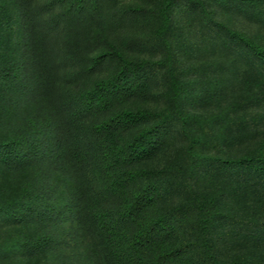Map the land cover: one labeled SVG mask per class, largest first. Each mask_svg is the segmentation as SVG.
Here are the masks:
<instances>
[{"label": "trees", "instance_id": "16d2710c", "mask_svg": "<svg viewBox=\"0 0 264 264\" xmlns=\"http://www.w3.org/2000/svg\"><path fill=\"white\" fill-rule=\"evenodd\" d=\"M238 17L264 0H0V264H264V34ZM198 43L239 70L183 69Z\"/></svg>", "mask_w": 264, "mask_h": 264}, {"label": "rangeland", "instance_id": "374dc122", "mask_svg": "<svg viewBox=\"0 0 264 264\" xmlns=\"http://www.w3.org/2000/svg\"><path fill=\"white\" fill-rule=\"evenodd\" d=\"M235 27L251 34H255L257 32L264 34V21H259L249 17H238L235 21ZM197 39L201 40L204 38H202L200 34H197ZM184 60L185 66L183 69H187L189 64L198 66L202 71L212 68L215 70L217 65H221L222 69L220 73L222 75H228L230 73L234 74L239 70L233 56L215 46L211 48L208 46L205 48L204 43H198L192 53H188V56L184 57ZM202 111L204 110L202 109Z\"/></svg>", "mask_w": 264, "mask_h": 264}]
</instances>
